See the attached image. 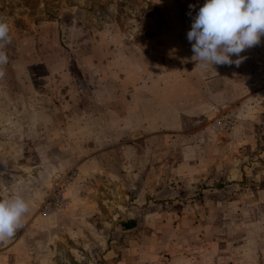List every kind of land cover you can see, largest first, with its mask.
Segmentation results:
<instances>
[{
	"label": "rangeland",
	"instance_id": "374dc122",
	"mask_svg": "<svg viewBox=\"0 0 264 264\" xmlns=\"http://www.w3.org/2000/svg\"><path fill=\"white\" fill-rule=\"evenodd\" d=\"M204 3L0 0V197L29 202L0 264H264V36L238 67L197 65ZM170 101L155 176L82 173Z\"/></svg>",
	"mask_w": 264,
	"mask_h": 264
},
{
	"label": "clouds",
	"instance_id": "9594fccd",
	"mask_svg": "<svg viewBox=\"0 0 264 264\" xmlns=\"http://www.w3.org/2000/svg\"><path fill=\"white\" fill-rule=\"evenodd\" d=\"M262 36L264 0H205L187 33L192 42V58L205 68L209 64L238 67L244 59L241 53L259 44ZM10 42V25L0 17V78L8 63L2 49ZM28 211L29 202L19 193L0 197V242L15 235Z\"/></svg>",
	"mask_w": 264,
	"mask_h": 264
},
{
	"label": "crops",
	"instance_id": "0c3cea01",
	"mask_svg": "<svg viewBox=\"0 0 264 264\" xmlns=\"http://www.w3.org/2000/svg\"><path fill=\"white\" fill-rule=\"evenodd\" d=\"M160 107L165 112L164 117H157L158 115L154 112L155 117H149L148 119L140 121L138 129L146 127V136H137L135 139L125 142L124 145H121L122 154L120 152L121 149L114 145L108 147L105 153L95 156L91 155L87 159L81 161L80 168L83 170H81L82 173L86 172L87 169L90 170L92 167H95V161L102 162L105 160L107 162V164H105V168L107 169L105 173L110 172V174L116 175H114V177H117L116 179L118 180L114 184L117 186H123L124 178L131 176L132 174L133 177H137L134 184H139L141 182L140 180L146 175V173L147 176H155L156 173H153L154 166L152 165V162L155 161V151H151V148L159 145V139L162 140L159 136L163 135V133L157 132L156 130L164 128V126H176L173 117H176L175 115H177V108L171 101L159 106L155 104L153 109L158 111ZM138 109L139 112H142V108L134 107L136 112ZM145 112H147V110H145ZM141 125L142 127L140 128ZM140 133L141 132L139 131V134ZM133 134L134 133H132V135ZM119 168L121 170H119ZM131 168L133 171L130 172ZM124 169L126 172H122Z\"/></svg>",
	"mask_w": 264,
	"mask_h": 264
},
{
	"label": "trees",
	"instance_id": "16d2710c",
	"mask_svg": "<svg viewBox=\"0 0 264 264\" xmlns=\"http://www.w3.org/2000/svg\"><path fill=\"white\" fill-rule=\"evenodd\" d=\"M133 225H134L133 222H131L129 220L126 222H123V227L126 229L133 227Z\"/></svg>",
	"mask_w": 264,
	"mask_h": 264
},
{
	"label": "built area",
	"instance_id": "2783aa9c",
	"mask_svg": "<svg viewBox=\"0 0 264 264\" xmlns=\"http://www.w3.org/2000/svg\"><path fill=\"white\" fill-rule=\"evenodd\" d=\"M59 195H60V198H61V201H62L63 200V197H62V194L60 192L56 196H59Z\"/></svg>",
	"mask_w": 264,
	"mask_h": 264
}]
</instances>
